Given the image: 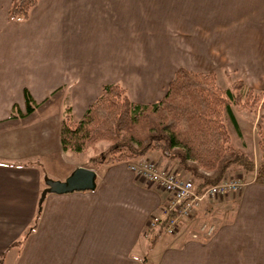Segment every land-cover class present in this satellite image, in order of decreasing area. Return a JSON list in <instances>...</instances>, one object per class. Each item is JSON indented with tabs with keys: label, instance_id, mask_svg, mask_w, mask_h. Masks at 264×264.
<instances>
[{
	"label": "crops",
	"instance_id": "1",
	"mask_svg": "<svg viewBox=\"0 0 264 264\" xmlns=\"http://www.w3.org/2000/svg\"><path fill=\"white\" fill-rule=\"evenodd\" d=\"M16 1L0 0V261L264 264V183L256 171L233 167L245 175L243 188L206 201L175 234L149 229L169 194L131 170L139 159L87 165L71 157L74 170H95V189L48 193L39 204L55 164L77 156L60 142L65 104L79 120L110 83L114 59L143 56L144 33H158L148 37L156 47L159 33L169 34L167 50L154 52L155 68L136 75L147 97L137 102L159 100L181 67L214 72L223 89L243 80L264 91V0H39L27 19L12 20ZM162 67L170 77L161 76ZM26 90L38 103L30 114ZM256 113L234 104L223 112L240 140L236 147L247 154ZM142 158L191 176L159 151ZM204 221L214 223L213 234L193 238Z\"/></svg>",
	"mask_w": 264,
	"mask_h": 264
},
{
	"label": "trees",
	"instance_id": "2",
	"mask_svg": "<svg viewBox=\"0 0 264 264\" xmlns=\"http://www.w3.org/2000/svg\"><path fill=\"white\" fill-rule=\"evenodd\" d=\"M38 1L17 0L10 9V18L27 19ZM241 90L245 91L238 93ZM25 98L26 114H30L38 103L27 90ZM233 104L249 110L258 105L264 109V91L256 93L243 80L222 89L214 72L201 73L182 67L175 71L164 96L155 102L134 101L125 86L111 82L103 86L101 94L79 120L72 118L70 106L65 108L60 142L64 151L79 153L96 148L100 141H109V152L99 159L91 157L92 164H115L141 158L151 150L159 151L166 158L177 160L197 180L198 191L222 181L232 166L245 173L256 171V181L264 183V130H260L262 158L256 165L247 154L231 145L223 112L231 113ZM35 225L36 222L31 228Z\"/></svg>",
	"mask_w": 264,
	"mask_h": 264
},
{
	"label": "built area",
	"instance_id": "3",
	"mask_svg": "<svg viewBox=\"0 0 264 264\" xmlns=\"http://www.w3.org/2000/svg\"><path fill=\"white\" fill-rule=\"evenodd\" d=\"M130 167L140 179L158 184L169 194L163 215L153 216L149 222V229L161 227L168 234L177 233L186 220L196 217L197 211L206 201L234 195L245 185L241 176H226L219 183L198 191L193 178L187 177L183 171L162 167L156 161L139 159ZM214 229V223L204 221L192 237L198 238L200 234L209 237Z\"/></svg>",
	"mask_w": 264,
	"mask_h": 264
},
{
	"label": "rangeland",
	"instance_id": "4",
	"mask_svg": "<svg viewBox=\"0 0 264 264\" xmlns=\"http://www.w3.org/2000/svg\"><path fill=\"white\" fill-rule=\"evenodd\" d=\"M135 34H137V33H135ZM144 34H145L146 43H145V47L143 48V51H144L143 56L140 57V59H114L112 75H111V79L109 81L110 83L111 82H113V83L119 82L123 86H125L126 88L128 87L130 89V92H131V95L130 94L129 95L134 101L138 100V99L147 98V97H145V92H144L145 90L138 86L139 80L136 79V75H141V74L147 75L150 71H152V69L155 68V65L153 64V59H155L154 52L156 50L160 51V52L167 50V41H168V34L169 33H159L160 34L159 47H156V45L154 46L153 42L152 41L150 42V39H148V37H151V39H152V36L154 37L158 33H144ZM141 51H142V49H141ZM163 67L160 70L161 76L163 75V77H167V75H168V77H170L171 73L167 74L166 73L167 71H165ZM167 81H168V78L163 79L161 81V83L163 85H166ZM216 81H217V79H216ZM217 84H218V82H217ZM221 85H223V84L221 83ZM247 87H249V86H247ZM163 88H165V90L167 89V87H163ZM244 91L241 90L238 93L244 92ZM236 93H237V91H236ZM256 93H260V92H256ZM67 98L68 97H66V99ZM66 103H68V102L66 101ZM67 105L68 104H65L64 108H66ZM238 106H241V105H238ZM241 108L246 109V108H243L242 106H241ZM246 110H249V109H246ZM249 111H250V113H256L257 112L256 114L258 115V121H257L256 126L254 127L253 135L251 137L249 135V137H250L249 139L251 142V151L249 152V154L245 153L244 151L243 152L245 154H247L248 157H250L251 159L256 161L257 165H258L261 161L262 153H263L261 145H260V142L262 139V134L260 133V130H264V118L262 117V115L264 114V109H262L258 105L255 110H249ZM225 123L227 124L228 129H229L228 131L230 133V136L232 137L231 145L233 147H235L236 149H238L236 147V145L241 146V143H240L238 136L235 133V130H234V127H233V124L231 121V117L229 116V114L225 116ZM252 124L250 126V131L252 129ZM247 128H248V125H247ZM236 141H237V144L235 143ZM110 146H111V143L109 141L104 140V141H100L97 144L96 148H89L87 150L79 152L76 154L77 156L69 155V158H67V159L65 158L66 163H62L61 161H58L55 164V169H54L55 173L54 174H56V175H50L51 178L62 180V178L64 179L68 175H70L74 171L73 165L71 163L73 160L72 158H78L82 161H85L87 165H93L90 161V158L93 156H97L99 159L103 153L109 152ZM239 150H241V149H239ZM138 159H148V158H142L141 157ZM148 160H152V159H148ZM153 161H155V160H153ZM136 162H137V160L133 163H136ZM232 167H238V166H232ZM178 170L182 171L180 169H178ZM234 170L235 169L231 168V170L227 176H239V177L241 176L244 178V181H245V179H246L245 175L242 174V172L234 171ZM185 175L187 176V174H185ZM190 177H192V176H190ZM194 180L197 181L196 179H194ZM208 213L211 215H215L214 209L208 211Z\"/></svg>",
	"mask_w": 264,
	"mask_h": 264
},
{
	"label": "water",
	"instance_id": "5",
	"mask_svg": "<svg viewBox=\"0 0 264 264\" xmlns=\"http://www.w3.org/2000/svg\"><path fill=\"white\" fill-rule=\"evenodd\" d=\"M45 184L39 201L40 205L48 193H69L95 189L96 172L92 168L80 166L63 180L47 177Z\"/></svg>",
	"mask_w": 264,
	"mask_h": 264
}]
</instances>
